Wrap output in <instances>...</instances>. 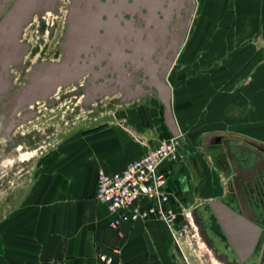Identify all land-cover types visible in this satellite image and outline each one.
<instances>
[{
    "label": "crops",
    "instance_id": "obj_1",
    "mask_svg": "<svg viewBox=\"0 0 264 264\" xmlns=\"http://www.w3.org/2000/svg\"><path fill=\"white\" fill-rule=\"evenodd\" d=\"M241 2L248 13L254 10L264 22V0ZM228 5H224L225 9ZM242 41L237 39L235 45L240 47L232 48L231 53L215 54L216 60L224 56L226 62L221 70L214 71L215 76L238 77L253 71H250L252 65L256 67L257 76H264V64H253L259 59L264 61V54L247 44L244 46ZM226 43L215 40L214 45ZM236 93L225 100L222 118L199 123L193 119L194 127L198 125V131L193 134L188 133L184 123L183 126L175 120L171 107L176 135L165 112L169 134L148 127L149 118L138 117L133 111L129 112L132 116L120 117L102 131L87 135L78 150L80 164L74 157L66 164L64 175L56 180L54 199L39 200L27 216L0 232V264H107L100 260V254L111 256V264H186L176 251L173 231L164 219L148 214L135 223L124 222L120 237L109 226L113 215L96 197L100 169L108 173L120 171L172 135L181 139L180 159L175 164L163 165L162 169L168 173L166 192L169 197L165 206L177 214L173 230L185 222V210L192 213L196 226L199 225L197 214L207 225L211 217L215 218L221 230L218 237L210 236L215 246L201 234L216 258L228 264H264V222L249 220L239 207L227 202L234 190L237 192L235 205L239 206L238 200H243L245 174L249 167L258 166L259 153L264 146V110L260 113L258 110L253 121L247 111L248 96L243 95L242 88ZM263 105V95L262 100L257 96L256 108L261 110L259 106ZM230 107L233 113L228 115L226 109ZM153 203L154 200L148 198L142 206L146 209ZM215 209L222 216L227 214L232 218L234 234H227ZM230 212L242 216L252 226L236 220ZM225 244L231 250L226 260L217 253V250L226 251Z\"/></svg>",
    "mask_w": 264,
    "mask_h": 264
},
{
    "label": "rangeland",
    "instance_id": "obj_2",
    "mask_svg": "<svg viewBox=\"0 0 264 264\" xmlns=\"http://www.w3.org/2000/svg\"><path fill=\"white\" fill-rule=\"evenodd\" d=\"M14 1H11V7ZM192 1L194 6L183 43L176 51L173 67L164 80L171 85V107L178 116L175 115V120L178 119L182 125L184 123L188 133L193 134L198 131L193 119L199 123L200 120L208 122L222 118L225 115V100L228 96H235L240 88L243 95L248 96L249 117L255 120L257 111L260 113L264 110V105L259 106L261 110L256 108V97L262 100L263 95L264 98V76H257L253 65L250 67V71H253L238 77L215 76L214 71L221 70V66L226 63L224 56L216 60L215 54L231 53L232 48L240 47L235 45L237 39H243L241 43L244 46L247 44L264 54L262 18L259 20L254 10L248 13L242 7L241 0ZM227 3L230 5L225 9ZM55 5L59 6L57 11L53 10ZM69 5L70 0H54L49 6L34 11L32 14L45 11L44 30L38 21L26 29L30 30V46H33L39 39L48 37L53 23L57 24L55 38L48 52L56 56L59 64L66 59ZM30 19L31 16L21 30ZM215 40L227 43L215 46ZM256 62L264 64L260 59L253 64ZM39 63L42 64L39 57L33 58L25 78L21 77L24 74L21 72V63L11 65L10 74L15 87L22 88L18 94L31 88V73L38 69ZM91 76L90 73H81L67 83L57 85V90L50 97L36 94L37 103L26 101L25 108L17 110L20 117L27 115L25 120L16 115L9 117L12 108L0 106V232L12 228L27 216L39 200L54 199L57 178H62L71 158L80 162L78 150L87 135L102 131L120 117H129L130 111L137 113L138 117L149 118L148 127H153V130L171 133L165 124L164 104L155 89H141L138 85L129 89L125 83H120L103 93L92 92L87 89L91 86ZM216 99L220 102L217 103ZM126 111L128 115L121 114ZM226 112L231 115L233 108L226 109ZM99 126L103 128L94 130ZM177 141L180 144L181 139L177 137ZM184 225L174 228L176 236H173V243L180 257L186 264H214L215 254L204 244L200 228L194 224L188 227Z\"/></svg>",
    "mask_w": 264,
    "mask_h": 264
},
{
    "label": "flooded vegetation",
    "instance_id": "obj_3",
    "mask_svg": "<svg viewBox=\"0 0 264 264\" xmlns=\"http://www.w3.org/2000/svg\"><path fill=\"white\" fill-rule=\"evenodd\" d=\"M12 0H0V106L12 108L9 117L17 115V110L25 108V102L22 99L23 94L18 92L22 89L20 86L15 87L14 79L11 76V65L14 63H21V77L25 78L26 71L32 66L33 58L39 57L42 64L45 66L59 64L56 56L49 55L50 43L55 38L57 24L53 23L50 28V34L47 37L39 39L36 44L30 46L31 39L29 37L30 30L26 29L38 21V25L44 30L46 24L45 11L37 12L31 15L28 24L16 33L14 24L7 22V13L10 10ZM102 3L100 10V23L96 36H91L88 32L83 37V41L90 42L85 49L79 50L78 64L84 68L83 74H92L90 78L91 86L87 89L103 93L105 90L114 89V86L120 84V65L124 69L123 83L131 87L148 88L153 90L150 86L152 76L156 80L164 81L165 75L163 66L166 60L171 59L176 54L174 45L184 37L189 16L193 9L192 0H147L146 4L137 7V0H99ZM73 4L70 0L69 15ZM58 5L53 6V10L57 11ZM95 10L92 6L84 7V9ZM145 28L140 39L149 42V45H155V49L150 51L149 55L156 64L154 72L145 67H136L137 53V27L140 24ZM68 24L70 22L68 18ZM22 29V28H21ZM47 30V29H46ZM20 46V51H16V47ZM23 51V52H22ZM148 52H141L139 57L145 60ZM47 60V61H45ZM45 61V62H44ZM63 63V62H62ZM38 64V69L32 70L31 73V87L34 88L38 84H46L50 81V73L43 71L45 66ZM71 65V63L69 64ZM41 66V67H40ZM20 72V75H21ZM151 73V74H150ZM18 79V78H17ZM21 84V83H19ZM57 86H50L47 93L44 95L50 97L51 94L57 90ZM36 90H39L36 88ZM43 96V97H44ZM95 97H97L95 95ZM32 103H37L35 98L31 100ZM30 107V106H29ZM165 110V108H164ZM22 111V110H21ZM165 112V111H164ZM23 114L20 118L25 120L27 117ZM18 117V118H19ZM19 118V119H20ZM21 120V121H22ZM16 125V122L13 126ZM258 166L249 167L245 174L244 180V197L243 200H238L239 206L235 205L237 200L235 196L236 191H232L228 196L227 202L239 207L242 213L251 221L264 222V146L259 153ZM234 199V200H233ZM199 227L201 233H204L208 240L211 241L210 236L218 237L221 233L215 218H210V223L203 224L201 215L197 214ZM194 224V223H193ZM210 232V234H208ZM214 248V247H213ZM226 251L217 250L225 260L229 259L231 250L229 245L225 244ZM214 256V255H213ZM214 264H225L215 256L213 258Z\"/></svg>",
    "mask_w": 264,
    "mask_h": 264
},
{
    "label": "water",
    "instance_id": "obj_4",
    "mask_svg": "<svg viewBox=\"0 0 264 264\" xmlns=\"http://www.w3.org/2000/svg\"><path fill=\"white\" fill-rule=\"evenodd\" d=\"M54 0H15L13 6L10 8L9 12L7 13V22L9 24H14L16 33L21 30L24 23H26L31 14L34 11L40 10L44 8L45 6H49L52 4ZM147 0H137V7L146 4ZM92 6L95 8V10H89L88 8L85 10L84 7ZM99 6L101 8L102 3L99 0H73V4L70 10L69 15V22L70 27L67 34L66 39V59L62 64H55V65H49L45 66L44 72L48 71L50 73V81L46 84H38L36 85V88L39 90H36V88L32 87L25 90L23 93L22 99L25 101H31L33 98H35L36 94L41 95L42 97L47 93L48 88L50 86H57L60 84H65L71 79L76 78L77 75L84 72V68L78 64L79 61V50L85 49L90 42L83 41L84 35H86V32H88L91 36H96L97 30L99 28L100 19V10ZM100 12V13H99ZM147 28L145 26L143 27L140 24H138L137 31L138 36L137 39H140V37L143 34V31H146ZM183 43V38L179 39V41L174 45V50H179L181 44ZM16 47V46H15ZM155 45L152 46L149 45V42L142 41L141 39L138 40L137 43V53L138 57L136 59V68L139 69L140 67H145L146 69L151 70L152 73L154 72V68L156 67V64L152 60L151 56L149 55L150 51H153L155 48ZM16 51H20V46L16 47ZM141 52H148L145 60H141L139 57V54ZM176 56H172L171 59L166 60L165 65L163 66L164 75L167 76L169 72L171 71L174 60ZM71 63V65H69ZM120 73H122V77L120 78V83L122 84L123 81V75H124V69L122 68V64L120 65ZM151 74V73H150ZM59 75V76H58ZM152 80H150V86L156 90L158 95L160 96L164 106H165V113L166 117L169 123V126L174 131L175 135L176 129L172 118L171 113V86L166 81H158L155 79L154 74H151ZM212 206H215L213 204ZM216 213L218 214L219 220L223 227L226 229L227 234H234V223L232 218H229L226 215L222 216V213L215 209ZM228 211V210H227ZM231 213V212H230ZM228 213V214H230ZM233 217L237 218L236 220L241 221L242 223H245L249 227L252 226L250 222L246 221L242 216H239L235 213H231ZM197 224H199L198 220H196ZM232 232V233H230ZM203 237L206 241V243L209 245L206 237L203 234Z\"/></svg>",
    "mask_w": 264,
    "mask_h": 264
},
{
    "label": "built area",
    "instance_id": "obj_5",
    "mask_svg": "<svg viewBox=\"0 0 264 264\" xmlns=\"http://www.w3.org/2000/svg\"><path fill=\"white\" fill-rule=\"evenodd\" d=\"M179 159L177 137H171L163 139L120 171L108 173L104 169L99 170L96 197L113 215L109 226L120 237L123 236L121 225L124 222L135 223L148 214H156L164 219L176 236L173 225L177 214L171 207L165 206L169 197L166 192L168 173L162 167L175 164ZM148 198L153 199L154 203L144 209L142 202ZM183 213L187 220L184 226H192V213L186 210ZM99 258L107 264L113 261L107 254H100Z\"/></svg>",
    "mask_w": 264,
    "mask_h": 264
},
{
    "label": "bare ground",
    "instance_id": "obj_6",
    "mask_svg": "<svg viewBox=\"0 0 264 264\" xmlns=\"http://www.w3.org/2000/svg\"><path fill=\"white\" fill-rule=\"evenodd\" d=\"M122 75V73H120V78L122 77L121 76ZM59 76V75H58ZM123 79V78H122ZM34 85V84H33ZM194 222V221H193ZM194 225H196V223H194ZM204 244H206L205 242H204ZM215 260H216V257H215Z\"/></svg>",
    "mask_w": 264,
    "mask_h": 264
},
{
    "label": "trees",
    "instance_id": "obj_7",
    "mask_svg": "<svg viewBox=\"0 0 264 264\" xmlns=\"http://www.w3.org/2000/svg\"><path fill=\"white\" fill-rule=\"evenodd\" d=\"M101 128H103V126H99V127L95 128L94 130H99Z\"/></svg>",
    "mask_w": 264,
    "mask_h": 264
}]
</instances>
